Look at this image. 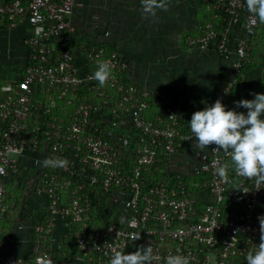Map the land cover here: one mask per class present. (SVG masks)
Returning <instances> with one entry per match:
<instances>
[{
    "label": "built area",
    "instance_id": "1",
    "mask_svg": "<svg viewBox=\"0 0 264 264\" xmlns=\"http://www.w3.org/2000/svg\"><path fill=\"white\" fill-rule=\"evenodd\" d=\"M206 3L207 18L196 35L186 36L185 48L230 60L218 98L226 110L246 114L235 102L260 24H252L245 0ZM75 4L0 1V36L28 28L19 40L24 64L0 82V264H34L40 255L69 264L72 252L84 264H108L114 248L127 254L134 245L152 247V264H164L169 254L189 264H246L247 252L259 243L264 183L231 167L224 182L215 175L216 162L230 161L215 145L205 148L206 158L191 172L168 169L171 156L190 141L184 140L190 121L178 105L137 81L119 47L74 44ZM98 58L112 66L103 87L92 78ZM51 157L69 164L42 166ZM157 173L165 175L153 182ZM17 190L41 208L24 230L31 247L22 255L4 248L10 232L1 224L15 222V210L23 207ZM136 234L140 238L132 240Z\"/></svg>",
    "mask_w": 264,
    "mask_h": 264
},
{
    "label": "crops",
    "instance_id": "2",
    "mask_svg": "<svg viewBox=\"0 0 264 264\" xmlns=\"http://www.w3.org/2000/svg\"><path fill=\"white\" fill-rule=\"evenodd\" d=\"M206 18V0H168L167 9L157 10L152 18L143 14L141 0H76L71 16L77 47L89 41L119 47L137 81L178 105L189 121L194 111L206 106L202 101L210 105L218 99L219 86L230 70V60L213 50L185 48L186 36L196 35ZM27 29L19 26L0 36V66L19 68L24 64L25 51L19 40ZM251 42L252 62L243 71L238 91L253 99L256 93L264 94V25L254 30ZM205 158V148L201 150L192 139L182 152L171 156L167 168L191 172ZM27 199L28 208L15 210V222L8 226L4 248L11 254L29 252L31 240L24 230L41 213L32 196ZM137 247L131 246L127 253ZM68 263L84 264L73 252Z\"/></svg>",
    "mask_w": 264,
    "mask_h": 264
},
{
    "label": "clouds",
    "instance_id": "3",
    "mask_svg": "<svg viewBox=\"0 0 264 264\" xmlns=\"http://www.w3.org/2000/svg\"><path fill=\"white\" fill-rule=\"evenodd\" d=\"M142 12L146 18L155 16L157 10H166L168 0H141ZM246 9L253 17L252 24L264 25V0H245ZM251 31V29H249ZM112 77V66L107 60L97 59L93 79L101 87L105 86ZM202 110L194 111L189 124L191 135L184 140L195 138L197 146L203 150L215 145L217 152L223 151L230 163L216 162L215 175L228 182L229 168L241 177L255 179L264 183V94L256 93L253 99L236 101L237 107L247 109L238 112L225 108L218 98L212 104L206 102ZM20 151L17 150L16 155ZM69 164L66 158L51 157L42 161L46 168H65ZM4 170L0 168V175ZM247 192V191H244ZM259 243L254 245L246 254V264H264V215L258 216ZM140 234L133 235L132 240H138ZM155 259L150 245L139 246L134 252L125 253L117 246L112 250L108 264H152ZM34 264H54L47 255L35 258ZM164 264H189L181 255L169 254L164 258Z\"/></svg>",
    "mask_w": 264,
    "mask_h": 264
},
{
    "label": "rangeland",
    "instance_id": "4",
    "mask_svg": "<svg viewBox=\"0 0 264 264\" xmlns=\"http://www.w3.org/2000/svg\"><path fill=\"white\" fill-rule=\"evenodd\" d=\"M208 12V11H207ZM86 44H83V46H85ZM14 67V66H12ZM2 71H0V82L2 79H10L12 78L15 73L13 72L15 70V67L14 68H10V67H4L2 66ZM16 191V189H14ZM15 199H18V204L19 205H22L24 208H28L29 206V200L27 199L26 201H23L22 200V197H19V191L17 190L16 192V195H15ZM2 226H4V228L10 226L11 224V221H7L6 220H3L1 222Z\"/></svg>",
    "mask_w": 264,
    "mask_h": 264
},
{
    "label": "trees",
    "instance_id": "5",
    "mask_svg": "<svg viewBox=\"0 0 264 264\" xmlns=\"http://www.w3.org/2000/svg\"><path fill=\"white\" fill-rule=\"evenodd\" d=\"M63 47H65V46L60 47V49H62ZM108 48H110V47H108ZM110 49H111V48H110ZM247 66H248V65H247ZM247 66H246V67H247ZM246 67H245V68H246ZM245 68H244V70H245ZM244 98H245V96H240L239 100L244 99ZM230 109H231V108H230ZM164 175H165L164 173H162V174L157 173V177H156V179L153 180V182H156L158 178H162ZM200 179H201V178H200Z\"/></svg>",
    "mask_w": 264,
    "mask_h": 264
}]
</instances>
